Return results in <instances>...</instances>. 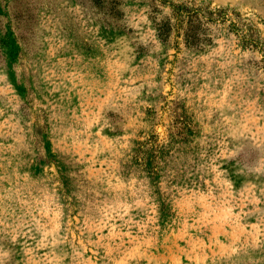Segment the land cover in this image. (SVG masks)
<instances>
[{
	"label": "rangeland",
	"instance_id": "obj_1",
	"mask_svg": "<svg viewBox=\"0 0 264 264\" xmlns=\"http://www.w3.org/2000/svg\"><path fill=\"white\" fill-rule=\"evenodd\" d=\"M168 1L264 43V0ZM170 13L0 0V264H264L262 56L163 42Z\"/></svg>",
	"mask_w": 264,
	"mask_h": 264
},
{
	"label": "trees",
	"instance_id": "obj_2",
	"mask_svg": "<svg viewBox=\"0 0 264 264\" xmlns=\"http://www.w3.org/2000/svg\"><path fill=\"white\" fill-rule=\"evenodd\" d=\"M155 1L168 5L171 12L170 17L155 25L161 41L166 42L173 35L177 40L181 39L185 47L199 51L213 44L211 27H222L239 39L244 48L256 50L262 56L260 62L264 68V43L258 31L238 11L232 8H213L209 4L192 6L168 0Z\"/></svg>",
	"mask_w": 264,
	"mask_h": 264
}]
</instances>
